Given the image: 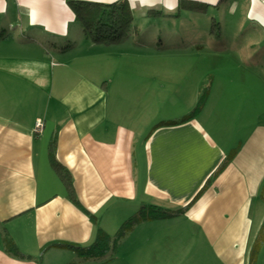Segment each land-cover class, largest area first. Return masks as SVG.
<instances>
[{
	"label": "crops",
	"instance_id": "0c3cea01",
	"mask_svg": "<svg viewBox=\"0 0 264 264\" xmlns=\"http://www.w3.org/2000/svg\"><path fill=\"white\" fill-rule=\"evenodd\" d=\"M119 1L138 31L117 43L87 38L73 3ZM142 19L165 20L167 36L138 26ZM144 48L150 53H138ZM208 51L221 69L164 73L173 88L162 105L160 73L127 70L126 62H192ZM263 63L264 0H177L171 11L163 0H0V264H107L117 255L96 263L47 247L87 248L144 206L189 204L181 216L136 226L131 235H151L137 257L173 251L175 233L199 227L189 237L200 251L210 243L219 264H249L264 225ZM53 139L72 197L51 165ZM258 255L264 264V246Z\"/></svg>",
	"mask_w": 264,
	"mask_h": 264
},
{
	"label": "trees",
	"instance_id": "16d2710c",
	"mask_svg": "<svg viewBox=\"0 0 264 264\" xmlns=\"http://www.w3.org/2000/svg\"><path fill=\"white\" fill-rule=\"evenodd\" d=\"M73 6L75 11L77 12V16L85 25V34L87 38L94 42L98 43H117L122 41L123 39L129 37L138 31L137 26L134 24L133 15L131 14V10L129 5L125 1H119L113 4H94V3H78L74 2ZM205 95L201 96L197 108L195 109V113L199 111L204 105ZM190 117V116H188ZM187 117V118H188ZM160 126L163 125H171L175 124V122H162L159 123ZM55 140L53 139L50 148V160L51 165L57 171L59 177H61L62 181L67 187L69 191V196L73 195V183L72 179L69 176V172L65 169L64 166L60 165L55 156ZM191 204L182 207L181 209H168L159 206L149 205L144 206L131 218H129L121 228L118 230L117 234L114 236L117 241L122 240L125 235L133 232L137 225L150 221H158L164 219L175 218L183 215L187 208H189ZM96 241L90 247H78L70 244H54L50 245L47 248L51 247H59L66 248L77 251L84 255L92 254L93 256L103 257L110 250L111 240L107 233L102 230H99L98 235L96 236ZM114 241L113 249L119 246L120 241ZM264 246V225L261 228L259 235L251 249L249 255V264H257L258 254L262 247ZM44 249V250H47ZM8 250L11 255H17L16 247L9 241L8 242ZM27 259L31 257H26Z\"/></svg>",
	"mask_w": 264,
	"mask_h": 264
},
{
	"label": "rangeland",
	"instance_id": "374dc122",
	"mask_svg": "<svg viewBox=\"0 0 264 264\" xmlns=\"http://www.w3.org/2000/svg\"><path fill=\"white\" fill-rule=\"evenodd\" d=\"M148 20H139L137 23H139L138 26H141L143 28L148 27L150 30H160L159 34L163 35V37L167 36L166 35V31L160 28H162V26L164 27L166 24L165 20H161L162 23L161 25H158L160 20H157L156 24H147ZM154 25V26H153ZM154 27V29H152ZM176 32H181V29H176ZM143 32H148V31H143ZM151 32V31H150ZM149 32V33H150ZM151 34V33H150ZM135 47V46H133ZM136 48V47H135ZM140 52L138 53H144L147 54L150 53L148 51V49L144 48V49H140L138 50ZM136 53V52H135ZM129 54H133L132 52H129ZM213 59H215V56L213 54L212 51H208L206 53L205 56H203L202 58H200L197 61H186L184 60V57H175V58H162L159 61H157V63H153V64H149L144 62V59L140 60V64H136V63H132V62H126L127 64V70L128 71H139V70H143V71H157L160 73V78H158L157 80H159L158 86H156V91L158 93L157 96V100L156 102H158L159 104H165L169 101V97L167 95L168 91H171V89L173 88V86L168 83V80H165L164 77V73L166 72H173L174 71H188V70H192L193 72H199L204 70V69H221L220 64L219 66H217L218 63H216ZM262 63V62H261ZM103 67H105V65H103ZM260 68L264 69V63L262 64V66H259ZM175 85L176 86H181L182 83H178L177 79H174ZM209 84V83H208ZM208 84H206L207 86H209ZM142 87H145V89H149L151 86H153V83H150L148 80H143L142 81ZM187 96L182 95L181 97H176L178 100L180 101H185ZM160 230L164 229L163 226L159 227ZM183 226L180 224H176V226L172 227L171 229L173 230H178L180 231V229H182ZM194 229V228H193ZM200 228L198 227V229H195L194 231L199 234ZM195 232L191 233L192 236L195 234ZM133 233V232H132ZM138 233L140 234H133L131 235V232L127 235H125V237L121 240H118L113 236H110V247H109V251L108 253L105 254L104 258H94L96 263L98 261H103L104 259H110L114 256H116V260H112L111 262L107 263V264H219L216 261V254H215V250L213 245H211L210 243L207 244V246H205V249L208 250V252H204L203 250H199L198 247H200V243H199V238L198 236H194V238L192 239V236L189 237L191 234H186L184 236L181 235V237L179 236V233H175L177 234V238L174 239V245L173 246V251H162L160 250L157 254H151L150 250H147L146 253H144L143 255L137 257V253H138V249L145 246L147 244H150L151 242V235L150 234H143V232L140 230ZM131 235V236H129ZM114 241L119 242L122 245L121 246V251L119 253H117V250L113 249V245H114ZM194 241V243H193ZM190 242V243H189ZM203 245H205V241L202 239V247ZM147 249V248H146ZM119 251V250H118ZM211 251H213L211 253ZM121 255V257L119 258L118 255ZM127 258L124 259V256Z\"/></svg>",
	"mask_w": 264,
	"mask_h": 264
},
{
	"label": "clouds",
	"instance_id": "9594fccd",
	"mask_svg": "<svg viewBox=\"0 0 264 264\" xmlns=\"http://www.w3.org/2000/svg\"><path fill=\"white\" fill-rule=\"evenodd\" d=\"M157 0H141L142 4H148L149 6H154ZM165 7L168 10H174L177 5V0H163ZM133 7L135 6V0H132Z\"/></svg>",
	"mask_w": 264,
	"mask_h": 264
},
{
	"label": "built area",
	"instance_id": "2783aa9c",
	"mask_svg": "<svg viewBox=\"0 0 264 264\" xmlns=\"http://www.w3.org/2000/svg\"><path fill=\"white\" fill-rule=\"evenodd\" d=\"M44 122L42 119H38L35 124V133L39 134L43 131Z\"/></svg>",
	"mask_w": 264,
	"mask_h": 264
}]
</instances>
